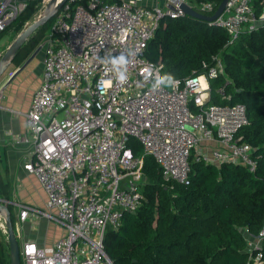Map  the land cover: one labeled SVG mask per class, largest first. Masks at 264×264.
I'll return each instance as SVG.
<instances>
[{"label":"built area","instance_id":"built-area-1","mask_svg":"<svg viewBox=\"0 0 264 264\" xmlns=\"http://www.w3.org/2000/svg\"><path fill=\"white\" fill-rule=\"evenodd\" d=\"M28 1L0 0V33ZM82 1L62 4L40 44L41 83L24 113L25 133L16 139L31 144L23 168L46 196L43 208L13 203L18 220L45 217L64 231L49 246L23 241V264H114L104 237L119 228L124 212L143 204L146 155L165 179L183 185L192 160L239 164L249 172L257 165L254 148L237 134L247 123L244 104L208 102L211 80L224 74L217 56L203 73L153 87L163 64L149 60L145 49L164 16L184 15L177 3ZM186 3L200 12L214 10L211 2ZM208 23L230 38L253 31L264 25V0H228ZM121 54L128 59L123 84L105 63ZM216 93L225 96L222 87ZM0 229L6 232L1 214ZM244 234L246 264H264V220L256 235Z\"/></svg>","mask_w":264,"mask_h":264},{"label":"trees","instance_id":"trees-1","mask_svg":"<svg viewBox=\"0 0 264 264\" xmlns=\"http://www.w3.org/2000/svg\"><path fill=\"white\" fill-rule=\"evenodd\" d=\"M187 1L211 2L214 12L222 0ZM39 2L29 0L16 19L27 18ZM254 7L258 13L257 3ZM52 21L37 27L21 45L9 63L10 72L41 44ZM145 56L163 64L162 76L180 80L205 72L204 64L211 65L217 56L224 74L211 80L208 102L244 104L247 123L237 134L254 148L257 165L249 172L239 164L192 160L189 183L183 185L165 179L154 159L144 156L143 204L134 212H124L118 229H108L105 251L114 264H246L244 231L256 235L264 220V25L230 38L205 20L164 16ZM220 87L224 97L216 93ZM135 151L140 152V147ZM0 197L10 200L9 183L1 174ZM12 208L8 205L15 229ZM0 264H10L8 240L1 235Z\"/></svg>","mask_w":264,"mask_h":264},{"label":"crops","instance_id":"crops-1","mask_svg":"<svg viewBox=\"0 0 264 264\" xmlns=\"http://www.w3.org/2000/svg\"><path fill=\"white\" fill-rule=\"evenodd\" d=\"M144 4H160L162 0H143ZM43 54L39 51L34 57L38 58L37 64L30 70V75L36 80L32 86L26 90L22 98L19 96L6 95L8 83L29 63L32 58L11 80L10 76L20 68L16 67L9 71L4 79L8 81L3 87L0 85L2 97L0 98V174L4 181L9 183L10 203L13 205V213L17 218V208L13 203H25L38 208H43L45 203V193L35 176L27 173L23 168V163L27 158V153L31 149L30 143L18 142L16 139L23 135L26 130L24 113L27 111L33 92L41 83V73L43 68ZM9 96V98H8ZM64 233L56 223L47 220L45 217L31 216L24 221L18 220L17 241L21 245L23 241L32 240L43 246L53 244Z\"/></svg>","mask_w":264,"mask_h":264},{"label":"water","instance_id":"water-1","mask_svg":"<svg viewBox=\"0 0 264 264\" xmlns=\"http://www.w3.org/2000/svg\"><path fill=\"white\" fill-rule=\"evenodd\" d=\"M65 1L66 0H49L44 12L16 37V39L10 44V46L3 54L0 60V75L6 69L7 65L11 62L12 58L14 57L18 49L21 47V45L26 41V39L35 31L37 27L43 25L45 22L53 18ZM172 1L179 5V8L181 9L184 15H188L197 19H202L207 22L215 20L223 12L228 2V0H222L211 15H205L192 8L185 1ZM40 49L41 46L39 45L20 66V68L16 69V71L10 76L8 81L11 80L22 68H24V66L40 51ZM9 203V200L0 197V214L3 216V221L5 224L6 235L9 245L10 264H20L21 260L19 254V243L17 241V237L10 219V211L8 209Z\"/></svg>","mask_w":264,"mask_h":264},{"label":"rangeland","instance_id":"rangeland-1","mask_svg":"<svg viewBox=\"0 0 264 264\" xmlns=\"http://www.w3.org/2000/svg\"><path fill=\"white\" fill-rule=\"evenodd\" d=\"M49 0H40V2L34 8V11L27 16V18L19 20L18 18L12 21V25H10L5 32L0 37V60L3 54L6 52L10 44L16 39V37L26 28L28 27L34 20H36L45 10L46 5ZM164 3L166 0H162ZM187 1V0H186ZM185 1V2H186ZM188 2V1H187ZM163 3V4H164ZM47 35V33H46ZM45 38V37H44ZM43 38V40H44ZM43 40L41 42H43ZM41 54H43V48L40 49ZM38 58L34 57L32 61L27 65L22 71H20L7 85L6 95L7 93L11 94L9 96H19L22 98L26 93V90L29 89L36 78L30 75V70L37 64ZM12 65L8 64L6 69L0 75V85L3 83L4 79L6 78L7 73L10 71ZM8 81L3 83V87L7 84ZM8 96V98H9ZM11 205V204H8ZM13 206V205H12ZM12 217L14 219V231L17 232L18 228V220L16 221L15 215L12 209ZM0 235L4 241H7L6 232L0 229ZM19 241V240H18ZM20 264H23L22 259Z\"/></svg>","mask_w":264,"mask_h":264},{"label":"clouds","instance_id":"clouds-1","mask_svg":"<svg viewBox=\"0 0 264 264\" xmlns=\"http://www.w3.org/2000/svg\"><path fill=\"white\" fill-rule=\"evenodd\" d=\"M105 63L111 65L113 70L116 71L117 80L119 83L123 84L126 82L127 76L123 71V68L125 65H127L128 59L123 54H121L119 57L108 58L105 60ZM174 83L175 80L171 75L158 76L153 87L155 89L165 85L171 86Z\"/></svg>","mask_w":264,"mask_h":264}]
</instances>
